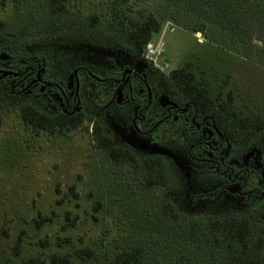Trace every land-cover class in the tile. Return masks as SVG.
<instances>
[{"label":"rangeland","instance_id":"374dc122","mask_svg":"<svg viewBox=\"0 0 264 264\" xmlns=\"http://www.w3.org/2000/svg\"><path fill=\"white\" fill-rule=\"evenodd\" d=\"M67 6L82 15L98 14L104 22L110 19L114 6L126 23L154 15L161 28L153 33L143 54L146 62L161 71L152 75L154 84L174 95L166 78L173 69L185 67L215 106L225 102L245 115L254 113L264 119V0L228 4L213 0H67ZM0 21L27 26L25 33L0 35V66L10 67L12 72L37 61L39 69L44 67L50 78L63 83L79 66L104 77L110 71L120 73L138 62L137 68L145 63L110 36L49 18L43 0H0ZM199 24L203 30L195 31ZM3 82L0 262L24 264L29 257L48 260L58 253L70 255L75 264H109L115 253L140 245L143 264L219 263L221 234L193 233L185 222L191 217L247 211L250 204L244 198L224 191L225 185L232 192L236 187L211 173L195 178V165L185 161L184 148H173L170 140L156 144L149 136L137 135L127 115H99V106L81 87L87 101L85 114L101 122L116 145L131 149L139 158L159 155L166 162L170 186L145 188L141 171L132 164H114L106 158L96 146L88 120L63 134L25 124L20 117L23 102L48 114H53L55 107L47 100L13 95L8 80ZM110 89L100 93V100ZM91 94L96 97V90ZM263 148L264 129L246 148L228 150L226 157L229 166L253 171L258 178L256 186L262 189ZM166 201L176 205L180 224L161 219ZM254 235H264V222ZM76 248H89L95 257L81 259L74 254Z\"/></svg>","mask_w":264,"mask_h":264},{"label":"trees","instance_id":"16d2710c","mask_svg":"<svg viewBox=\"0 0 264 264\" xmlns=\"http://www.w3.org/2000/svg\"><path fill=\"white\" fill-rule=\"evenodd\" d=\"M213 1L228 4L234 0ZM43 6L49 18L79 24L110 36L128 46L140 60L144 58L145 47L153 33L160 31L161 28L160 21L152 14L143 20H130L126 23L121 18L117 6L112 8L110 19L105 22L98 14L82 15L80 12L70 10L67 0H43ZM201 30L203 26L199 24L195 31ZM26 31L27 26L17 27L9 21H0V35ZM149 66L161 72L151 63ZM166 80L171 86L181 91L187 100L192 101L198 111L211 114L218 127L225 130V139L232 145L245 146L264 129V119L257 114L245 115L225 102L215 106L205 88L195 82L194 73L185 67L173 69ZM20 117L32 128L43 129L51 134H63L69 129L80 127L84 120H88L91 123L96 146L111 162L132 164L136 170L141 171L145 188H167L171 184L170 172L161 156L139 158L131 149L116 145L113 138L104 131L101 122L90 115L85 113L74 116L64 113L51 115L31 103L23 102L20 105ZM250 201V207L245 212H230L212 217L197 216L186 220L185 226L193 233L203 230L212 234H221L223 255L218 264H264V235H254L257 226L264 222V198ZM160 217L174 224H180L182 221L176 205L171 201L163 203ZM48 219V217L43 218V220ZM20 243L21 236L15 243L16 252ZM74 254L81 259L95 257L89 248H76ZM0 264L8 263L1 261ZM24 264H75V261L68 254L53 253L48 260L29 257ZM109 264H143V248L140 245H132L122 249L109 259Z\"/></svg>","mask_w":264,"mask_h":264},{"label":"flooded vegetation","instance_id":"af4514ba","mask_svg":"<svg viewBox=\"0 0 264 264\" xmlns=\"http://www.w3.org/2000/svg\"><path fill=\"white\" fill-rule=\"evenodd\" d=\"M143 60V67L137 68L141 63L138 62L123 72L110 71L104 77L96 76L86 66H79L71 72L73 76L70 74L63 83L50 78L44 67L39 69L37 61L13 72L9 66L5 69L0 66V84H4L3 81L7 79L11 94L26 95L42 102L47 100L55 107L51 115L64 113L69 116L85 113L87 101L82 97L83 87L88 99L99 106V115H127L137 135L149 136L156 144L170 140L173 148L181 151L184 148L185 161L195 165L192 169L195 178L208 173L220 177L236 187L232 192L225 185L224 191L244 198L248 204L250 200L264 198V189L256 186L258 178L253 171L246 167L235 169L226 162L228 150L246 148L255 138L245 146L232 145L225 139V130L218 127L211 114L198 111L192 101L168 82L167 85L176 96L154 84L151 77L160 72L151 68L145 58ZM84 78L88 79L86 83L83 82ZM96 79L99 80L98 87ZM108 87L111 89L107 96L100 100V93ZM92 90H96V97H92Z\"/></svg>","mask_w":264,"mask_h":264},{"label":"built area","instance_id":"2783aa9c","mask_svg":"<svg viewBox=\"0 0 264 264\" xmlns=\"http://www.w3.org/2000/svg\"><path fill=\"white\" fill-rule=\"evenodd\" d=\"M148 45H150V44H148ZM150 51L152 52L153 50L150 49Z\"/></svg>","mask_w":264,"mask_h":264}]
</instances>
